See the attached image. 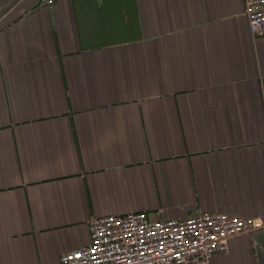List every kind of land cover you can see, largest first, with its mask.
I'll use <instances>...</instances> for the list:
<instances>
[{
    "label": "crops",
    "instance_id": "1",
    "mask_svg": "<svg viewBox=\"0 0 264 264\" xmlns=\"http://www.w3.org/2000/svg\"><path fill=\"white\" fill-rule=\"evenodd\" d=\"M264 219V35L244 0H0V264L93 216ZM211 264H264V228Z\"/></svg>",
    "mask_w": 264,
    "mask_h": 264
},
{
    "label": "built area",
    "instance_id": "2",
    "mask_svg": "<svg viewBox=\"0 0 264 264\" xmlns=\"http://www.w3.org/2000/svg\"><path fill=\"white\" fill-rule=\"evenodd\" d=\"M244 13L249 31L264 35V0H244ZM262 228L259 217L198 209L157 219L142 210L104 214L89 219L88 243L60 254L58 264H211L231 238Z\"/></svg>",
    "mask_w": 264,
    "mask_h": 264
}]
</instances>
